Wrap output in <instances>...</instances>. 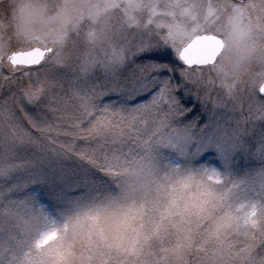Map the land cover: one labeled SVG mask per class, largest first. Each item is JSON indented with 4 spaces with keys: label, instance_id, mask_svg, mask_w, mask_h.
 <instances>
[{
    "label": "snow or ice",
    "instance_id": "1",
    "mask_svg": "<svg viewBox=\"0 0 264 264\" xmlns=\"http://www.w3.org/2000/svg\"><path fill=\"white\" fill-rule=\"evenodd\" d=\"M26 7L27 45L0 41L6 141L124 179L100 196L87 169L69 187L34 159H0V264H48L57 237L78 231L135 233L133 247L174 236L177 264H250L264 246V71L243 73L253 56L264 68V0Z\"/></svg>",
    "mask_w": 264,
    "mask_h": 264
},
{
    "label": "rangeland",
    "instance_id": "2",
    "mask_svg": "<svg viewBox=\"0 0 264 264\" xmlns=\"http://www.w3.org/2000/svg\"><path fill=\"white\" fill-rule=\"evenodd\" d=\"M51 3L52 0H49ZM38 3V0H0V41L7 42L11 40V46L19 47L27 45L19 30L23 27L27 19V7ZM34 27H39L37 21L33 20ZM254 39L260 41V37L254 34ZM9 48L4 47L0 51V60H6ZM101 48H97L99 53ZM264 71L258 59L253 56L247 61L245 79H251L257 73ZM111 99L116 100V96ZM27 111L35 114L37 106L25 105ZM20 113L17 110V116ZM6 130H0V159L19 160L21 158H30L36 161V165L49 173L53 179L65 177V184L71 187L74 179L78 178L82 172L87 169L90 174H94L98 183L92 188L95 195L103 196L106 193L119 191V185L123 182L124 177H105L95 169H91L87 162L79 160L72 155H63L59 151L53 153L51 150H37L32 146H17L5 139ZM61 139H66L61 137ZM119 147V145H117ZM128 149L124 148V152ZM252 165L251 167H255ZM249 168L247 162L240 169L241 178L243 173ZM17 175H22L17 173ZM119 175V174H118ZM87 189H81L80 192H87ZM56 227V226H53ZM135 233L125 239L117 241L113 233L107 231L105 238L102 240L95 237H89L86 232H76L75 234L61 233L56 241L52 243L48 250L52 253L48 258V264H177L176 257L173 254V247L177 244L174 236L154 237L147 240H138L135 247L131 244V238ZM245 237L240 236L234 240L237 248L243 247ZM261 240H257L252 246L251 256L254 258L250 264H261L264 258V246L258 247ZM194 251V249H193ZM60 252L61 255L56 253ZM188 264H191V254L185 257ZM231 259V257H226ZM237 264H243V261H237Z\"/></svg>",
    "mask_w": 264,
    "mask_h": 264
},
{
    "label": "clouds",
    "instance_id": "3",
    "mask_svg": "<svg viewBox=\"0 0 264 264\" xmlns=\"http://www.w3.org/2000/svg\"><path fill=\"white\" fill-rule=\"evenodd\" d=\"M264 261V258L261 259V262Z\"/></svg>",
    "mask_w": 264,
    "mask_h": 264
}]
</instances>
